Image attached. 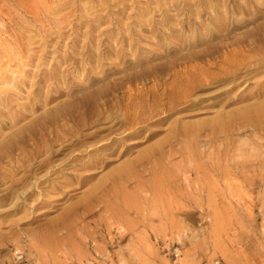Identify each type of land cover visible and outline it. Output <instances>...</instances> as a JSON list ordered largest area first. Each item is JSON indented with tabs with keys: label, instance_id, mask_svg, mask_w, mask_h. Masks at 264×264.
Returning a JSON list of instances; mask_svg holds the SVG:
<instances>
[{
	"label": "rangeland",
	"instance_id": "374dc122",
	"mask_svg": "<svg viewBox=\"0 0 264 264\" xmlns=\"http://www.w3.org/2000/svg\"><path fill=\"white\" fill-rule=\"evenodd\" d=\"M263 30L264 0H0V149L14 144L0 162V264H264V113H241L264 102V63L196 93L150 126L149 140L147 130L101 154L97 169L63 177L50 167L27 180L14 169L18 156L33 166L34 146L74 129L62 118L47 124L63 107L77 115L78 100L126 78L169 84L148 71L233 38L261 49ZM29 129L37 137L15 143ZM158 144L148 171L113 180Z\"/></svg>",
	"mask_w": 264,
	"mask_h": 264
},
{
	"label": "bare ground",
	"instance_id": "6f19581e",
	"mask_svg": "<svg viewBox=\"0 0 264 264\" xmlns=\"http://www.w3.org/2000/svg\"><path fill=\"white\" fill-rule=\"evenodd\" d=\"M258 32H264V30ZM253 43H248L244 38H233L228 43H224L219 47H212L203 54L190 56L184 61L183 66L180 63H173L167 67L152 68L148 71L150 75L157 77L165 74L173 78L169 84L161 82L152 89L140 88L130 78L121 80L112 86L96 89L92 97L75 101L74 108L77 115H69L71 113L69 112L70 107H63L58 113V118L47 119V124H54L59 118L67 120V122L71 121L74 123L73 130L68 129L63 131L62 134L55 135L49 142V147L45 145L42 147L34 146L27 155L31 163L34 161L35 165L33 166L30 163L29 166L25 165V158L19 159L18 156L15 159L17 164H15L14 169L18 171L24 168V180H27L50 167L54 170L50 176L61 175L63 177L66 176L64 174L65 169L99 168L103 163L101 154L108 151L113 155L117 148L127 141H131L130 144L139 143L137 139L141 138L140 136L147 130H149V134L144 138L149 140L156 133L148 128L162 124L167 118L168 112L176 107L184 106L182 108L184 109L191 105L194 102L191 98L196 93L212 85L232 84L237 80L247 78L250 73L264 63V47L261 49L256 48V50H244L246 46ZM245 51L247 53H244ZM212 60L214 61L213 64L210 63ZM204 62L208 63L207 69H203L199 65V63ZM122 97H126L124 105L121 104ZM241 113L246 116L251 113L263 114L264 102L248 106ZM95 127L96 129L90 133H82V130L86 128L93 129ZM103 132H106V134L101 136L95 148L86 146L89 140L98 138L100 133ZM36 137L37 135L31 133L29 129L27 132L19 133L15 143H22L26 138L34 140ZM12 143L5 144L0 149V162L5 157H13L14 144L12 145ZM54 144H58L60 147L53 150ZM80 148L84 150L81 151ZM66 149H71V154L77 153L72 155L64 165L60 167L53 165L55 163L54 157ZM160 149L159 144L155 145L135 160H131L124 170L114 172L111 177H113V180L135 179L139 172L145 173L144 171H148L147 165L153 161L152 159L156 154L160 155L162 151H159ZM91 154L93 157L86 161H81V157H79ZM125 171H128L127 175H120ZM89 177L88 175L83 179ZM45 182L54 181L48 178L42 181L41 185ZM153 188H155L154 185ZM31 195H33L32 191L29 192V196Z\"/></svg>",
	"mask_w": 264,
	"mask_h": 264
}]
</instances>
